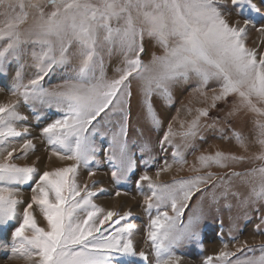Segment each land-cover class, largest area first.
Segmentation results:
<instances>
[{"label": "snow or ice", "instance_id": "6c2138e0", "mask_svg": "<svg viewBox=\"0 0 264 264\" xmlns=\"http://www.w3.org/2000/svg\"><path fill=\"white\" fill-rule=\"evenodd\" d=\"M232 8L264 15V0H0V78L11 79L9 91L19 98L0 105V224L16 219L24 205L12 244L0 242L11 253L7 258L22 257L30 264H120L117 257H139L143 264H179L176 250L200 243L202 224L214 207L219 211L221 200L228 209L230 198L241 208L264 203V51L246 43L255 27L253 19L245 17L240 23L232 18ZM256 30L264 34V22ZM148 42L161 53L150 51ZM145 56H150L147 62ZM113 58L117 63L110 77L107 61ZM31 66L36 71L25 82ZM57 69L65 70L67 77L45 87V79ZM213 83L211 108L231 101L228 116L246 111L257 117L254 127L261 152L248 159L262 163L244 172L217 175L213 167L228 168L246 159L217 150L200 152L190 165L196 174L188 178L158 183L143 171L135 183L143 192L147 182L150 193L144 194V205L152 261L136 249V226L121 224L130 220L131 212L96 204L97 193L78 184V170L83 167L89 176L95 175L92 165L102 147L97 136L107 141L103 151L116 184L127 182L141 164L147 168L159 163L157 149L166 154L157 178L172 164L182 168L188 164L187 155L199 151L196 141L204 139L203 130L215 128L217 121L202 123L209 110L201 108L186 126L181 122L180 132L169 123L153 142L150 133L163 124L155 102L172 100L182 85L208 97ZM21 101L33 109L49 107L62 113L42 128V135L52 155L74 163L37 176L35 166L14 162L19 158L14 157V141L28 132L26 127L18 130L19 122L26 120L19 111ZM134 104L147 127L138 126L137 139L130 140ZM220 131L222 139L235 138L247 150V138L240 132L232 130L226 137ZM177 136L180 143L175 142ZM34 150L33 141L24 139L20 155ZM235 179L250 186L247 195L235 188ZM22 184L33 185L26 204L19 198ZM34 206L46 227L38 225ZM253 211L261 210L253 207ZM229 219L231 232L237 227L236 218ZM219 224L223 229L222 219ZM255 231L264 234V214ZM227 249L224 242L223 249L204 264H264V244L259 255H247L256 249L246 244L234 252Z\"/></svg>", "mask_w": 264, "mask_h": 264}, {"label": "rangeland", "instance_id": "374dc122", "mask_svg": "<svg viewBox=\"0 0 264 264\" xmlns=\"http://www.w3.org/2000/svg\"><path fill=\"white\" fill-rule=\"evenodd\" d=\"M46 11L50 9H45ZM233 19H239L240 23H243V18L250 17L253 19L255 27L251 29V33L255 36L249 37L246 41L249 47H256L260 51H264V44H261V41H264V34H261L256 29L261 26V23L264 22V15H260L254 12H251L247 8H232ZM239 13L237 17L235 13ZM257 38V39H256ZM259 38V40H258ZM256 40V41H255ZM150 51H155L157 54H160L162 49L158 46L154 45V42H148ZM150 56H145L144 59L147 60ZM29 65H31V60H28ZM117 59L113 58L111 61H107V75H113V69L116 66ZM36 71L34 66L29 67L25 82L30 78L33 73ZM68 73L63 69H57L53 73H51L44 81L45 87H54L57 84H60L64 78H66ZM11 86V79H3L0 78V105L9 104L17 99L16 96H13L9 91ZM216 85L210 84L208 91V97H204L199 95L198 93L193 92L191 86L182 85L179 89L175 90L173 93V99L167 101L166 103L157 99L155 102V107L157 112L162 117V127L156 130H153L150 135L153 142H155L159 137L163 135L165 131H167L168 124L171 123L173 125V129L177 132H180L182 129L180 127L181 122L187 125V122L191 121L197 115V110L201 108H208L209 117L201 118L202 123L211 124L213 121H217L216 127L212 129L203 130V140H197L196 144L199 147V151L195 154L189 153L187 155L188 164L184 165L182 168L179 165L172 164V167L169 169L170 176L168 181H157L158 183H170L173 179H181L188 178L190 176L195 175L193 171L190 169V165L195 163V157L200 154V152H208L214 153L217 150L224 151L226 153H232L237 156L245 157V161L237 164H231L228 168H217L213 167L211 171L216 173L217 175H224L230 171L235 172H244L253 167L259 166L262 162L259 160L248 159L253 157L254 155H258L261 152V147L259 143L256 142V132L257 129L254 127V121L257 119L255 114L239 111L234 113L231 116H228L227 113L231 110V101L228 104H224L223 102H218V108H211V100L210 97L212 95V89L215 88ZM180 106V117L178 116V110ZM19 111L23 116L26 117V120L19 122L18 130L23 132V129L26 127L28 129L27 135L18 137L14 141V146L17 151L14 153V157L19 156L18 159H15L14 162L23 166V165H31L37 168V176L42 174L44 171H52L58 167H65L74 163L71 160H61L57 156L52 155L51 147L48 145L46 137L42 135V128L50 123L56 118H59L62 113L57 111L55 108L43 107L40 108L37 106L36 109L31 108L30 106H26L21 101V106ZM264 119V118H261ZM138 126H145L144 122L139 119L135 104L133 105L132 112V120L131 126L129 130V139L136 140L137 133L136 128ZM223 129V134L226 137L232 136V130L240 132L243 136L247 138V150L241 147L235 140V138L231 139H222L221 131ZM24 139H31L33 144L35 145L34 151H29L26 156L20 155V145L23 143ZM97 142L102 146L101 150L97 153L96 159L93 162L92 168L95 170V173H100L102 181H92L90 178L88 180V186L92 191L97 193V196L94 197V202H97L99 197L105 196L107 193H110V189L106 187L109 186L115 193L119 191L121 192H133L139 191L141 194V199L135 198L134 193L131 196H123L120 199L113 201L110 199H102L99 201L100 206L104 209L110 208L109 210H116L120 206H124L121 209H118L117 212L123 213L126 212V208H130L131 218L128 221H121V224L125 222L133 223L138 232L135 234L136 241V249L137 251L143 250L145 251L149 259L154 261L155 256L154 252L150 246V242L147 240V231L149 224V214L145 211L144 205V194H150L147 188V182H144L143 192L137 189L135 180L137 177L142 174L143 171H147L148 175L153 177L156 175L157 168L163 165V159L165 158L164 153H160L157 149L154 152V155L158 157L159 163L155 166H149L147 168L144 167L143 164L136 170L135 175H133L127 182H122L120 184H116L111 178V164L107 161L105 153L103 151V147L107 146V141L100 137H95ZM176 143H180V137L177 136L175 138ZM171 149H168L167 158L168 161H171L170 157ZM6 155V153H5ZM2 159V157H0ZM169 163H172L169 162ZM89 171V169H85L81 167L78 170L77 182L80 186H82V182H86L85 177L82 178L80 172ZM100 178V177H99ZM110 181V182H109ZM95 182V185L93 186ZM235 188L245 195H247L250 190L249 185L243 184L239 179L234 180ZM32 184H22L19 186L20 188V196L19 198L25 202L30 201L32 196L31 187ZM101 186V187H100ZM103 189V191H101ZM130 199L133 202L132 206L126 205L127 201H123L125 199ZM123 203H122V202ZM230 202L232 204V208L228 209L224 207L225 202L223 200L220 201L219 211L213 210L207 215L206 219L202 224L200 243L199 244H186L176 250V255L179 257V264H204L207 257L212 256L215 257L222 249L223 243L228 242V251H236L237 248L246 244L248 247L255 248V253L248 252L247 255H259V246L264 244V234H260L255 231V225L259 223V216L264 214V203H258L254 206H249L248 208H241L237 205V201L234 198H230ZM24 205H21L18 209L17 218L9 221L7 224H0V242L4 244L11 245L13 242L12 233L15 230V227L18 226L19 222L22 220V210ZM253 207L260 208V213L253 211ZM138 209V210H137ZM144 209V213H143ZM34 215L36 217L37 223L40 227H46L47 222L43 217V214L40 212L39 208L34 206L33 208ZM138 211V213H137ZM169 214L171 215V210L169 209ZM245 211L249 213V217L246 218L244 216ZM152 215H155V209L152 211ZM188 213H185V219L187 218ZM229 217L236 218L235 222L237 227L229 232V226L231 221ZM222 219L224 223V228H220L219 220ZM236 237L235 240L230 239V237ZM138 242L141 244L137 246ZM10 251H6L4 248L0 247V264H30V261L26 260L22 257H10ZM120 264H143V262L139 259V257H117Z\"/></svg>", "mask_w": 264, "mask_h": 264}, {"label": "crops", "instance_id": "0c3cea01", "mask_svg": "<svg viewBox=\"0 0 264 264\" xmlns=\"http://www.w3.org/2000/svg\"><path fill=\"white\" fill-rule=\"evenodd\" d=\"M178 116L180 117V106H179V110H178ZM169 162H171V161H169ZM163 166V165H162ZM161 166V167H162ZM170 171L168 170V171H162L161 173H160V176L157 178V176L156 175H154L152 178H153V180H156V181H168L169 180V176H170ZM80 175L82 176V178L83 177H85L84 179H86V182H82V186L81 187H83L84 185H87L88 184V180L90 179V178H92L91 180L92 181H95V180H98V181H102L101 180V178H102V176H101V174L100 173H95V175L94 176H89L88 175V171H85V172H80ZM100 177V178H99ZM110 182V181H109ZM110 186V185H109ZM109 186H107L106 188L107 189H110V190H108V191H110V193H107L105 196H103V197H99L98 199H97V202H95L96 204H98L99 206H100V203H99V201L101 200V198L103 199H110L111 201H113L114 200V198H116L115 200H117V199H120V197H123V196H125V197H127V196H131L132 195V193H134V195H135V198H139V199H141V194H140V192L137 190V191H133V192H131V191H129V192H121L120 193V195H115V197H114V194H113V190H112V188L111 187H109ZM101 187V186H100ZM116 194V193H115ZM131 194V195H130ZM122 207H124V206H120V207H118L115 211H117L118 209H121ZM130 210H132V209H130V208H126V212H128V211H130ZM138 210V209H137ZM137 213H138V211H137ZM143 213H144V209H143ZM141 244L138 242V244H137V246H140Z\"/></svg>", "mask_w": 264, "mask_h": 264}, {"label": "bare ground", "instance_id": "6f19581e", "mask_svg": "<svg viewBox=\"0 0 264 264\" xmlns=\"http://www.w3.org/2000/svg\"><path fill=\"white\" fill-rule=\"evenodd\" d=\"M250 36L249 37H254V39H255V36L250 32V34H249ZM257 39V38H256ZM258 40H259V38H258ZM256 41V40H255ZM123 201H127L126 202V205H128V206H132L133 205V202H131V200L130 199H125V200H123ZM122 202V201H121ZM123 203V202H122ZM110 209V208H109ZM108 208H106V210H109Z\"/></svg>", "mask_w": 264, "mask_h": 264}]
</instances>
